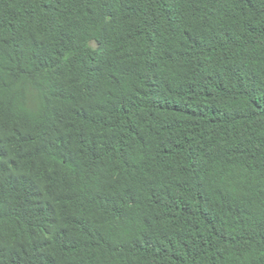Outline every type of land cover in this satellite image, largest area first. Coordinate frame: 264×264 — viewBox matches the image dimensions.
I'll list each match as a JSON object with an SVG mask.
<instances>
[{
  "label": "trees",
  "instance_id": "obj_1",
  "mask_svg": "<svg viewBox=\"0 0 264 264\" xmlns=\"http://www.w3.org/2000/svg\"><path fill=\"white\" fill-rule=\"evenodd\" d=\"M0 264H264V0H0Z\"/></svg>",
  "mask_w": 264,
  "mask_h": 264
}]
</instances>
